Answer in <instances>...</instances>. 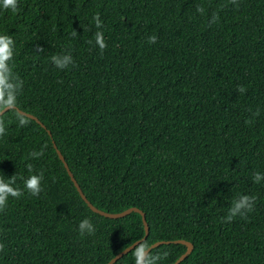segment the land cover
Listing matches in <instances>:
<instances>
[{
  "label": "trees",
  "instance_id": "1",
  "mask_svg": "<svg viewBox=\"0 0 264 264\" xmlns=\"http://www.w3.org/2000/svg\"><path fill=\"white\" fill-rule=\"evenodd\" d=\"M17 3L0 0V58L17 85L0 104L15 107L0 117V177L23 194L0 210V264H108L146 235L140 213H95L53 142L93 206L145 213L149 235L115 264L157 242L170 243L147 256L174 264L178 240L194 245L180 264H264V0ZM69 54L64 69L52 62ZM241 196L252 211L232 216Z\"/></svg>",
  "mask_w": 264,
  "mask_h": 264
},
{
  "label": "clouds",
  "instance_id": "2",
  "mask_svg": "<svg viewBox=\"0 0 264 264\" xmlns=\"http://www.w3.org/2000/svg\"><path fill=\"white\" fill-rule=\"evenodd\" d=\"M235 2V0H233ZM3 6L5 8H11L13 11H16L18 7L17 0H2ZM97 27H100L99 17H96ZM76 33H73L75 35ZM157 37L151 36L149 37L150 43H156ZM96 42L99 45L100 49L103 50L106 48V44L103 42L102 33H96ZM11 44V40L7 37H0V49L7 50ZM7 53H5L6 58ZM52 62L56 65V67L60 69H64L68 67L70 64H73V59L71 55H63V56H53ZM7 69L4 65V58H0V104L7 106L9 102L14 99L15 91L17 89V85L10 83L9 79L6 75ZM7 93L8 100H4V95ZM23 124V121H21ZM5 134V126L3 120H0V136ZM43 154V152L33 153L34 157H39ZM29 170L31 171V165H29ZM24 179V178H21ZM42 174H32L27 179H24V185L26 190L34 196H38L41 192V183H42ZM256 179H259V174H257ZM16 177L12 176L7 181L0 177V210H3L6 207V202L9 196L13 198L20 197L23 193L19 188L13 187L15 184ZM254 197L249 196H241L238 200L234 201L233 207L231 208V215H243L247 212L252 211ZM79 231L81 235L87 231L89 234L94 232L93 225L88 219L83 220L79 224ZM4 250V245L0 244V251ZM146 248L141 247L136 255H137V264H156V261L160 259L159 256L151 257L146 256Z\"/></svg>",
  "mask_w": 264,
  "mask_h": 264
},
{
  "label": "water",
  "instance_id": "3",
  "mask_svg": "<svg viewBox=\"0 0 264 264\" xmlns=\"http://www.w3.org/2000/svg\"><path fill=\"white\" fill-rule=\"evenodd\" d=\"M15 107L13 106H8L6 107L5 109H3L2 111H0V117H2L8 110L10 109H13ZM22 114L24 115H27L29 118L31 119H34L36 121H38L40 123V121L33 115L31 114H27L23 111H20ZM41 124V123H40ZM43 127H45L43 125ZM50 133V132H49ZM51 134V133H50ZM54 143V147L56 148L57 150V153L61 159V161L64 163L72 181L74 182V185L76 186L79 194L81 195V197L83 198V200L89 205V207L95 212V213H98L104 217H107V218H111V219H119V218H123V217H126L128 215H130L131 213L133 212H137V213H140L142 215V218H143V222H144V225H145V229H146V235L145 237L141 240V241H137L136 243H134L133 245H131L130 247H128L127 249H125L124 251H122L121 253H119L115 258H113L108 264H115L117 261H119L120 259H122L125 255H127L129 252H131L132 250H134L136 248V246H138L142 241H145L147 236L149 235V231H150V228H149V225L147 223V220H146V215L143 211L137 209V208H131V209H128L124 212H121V213H106V212H103L99 209H97L95 206H93L89 200L87 199V197L85 196V194L83 193L81 187L79 186L78 182L76 181L68 163L66 162L65 160V157L62 155L61 151L58 149L57 145L55 142ZM164 243H170V242H157L155 244H153L147 251H146V256L148 255V253L150 252V250L164 244ZM175 243H180V244H183L185 246H187V251L184 255H182L174 264H180L181 262L184 261V259L190 255L192 253V251L194 250V245L188 241H184V240H178V241H175Z\"/></svg>",
  "mask_w": 264,
  "mask_h": 264
}]
</instances>
